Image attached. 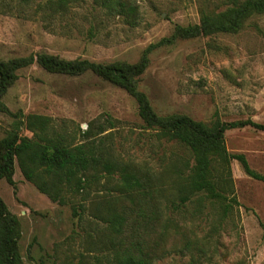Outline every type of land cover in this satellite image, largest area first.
Wrapping results in <instances>:
<instances>
[{"label":"rangeland","instance_id":"obj_1","mask_svg":"<svg viewBox=\"0 0 264 264\" xmlns=\"http://www.w3.org/2000/svg\"><path fill=\"white\" fill-rule=\"evenodd\" d=\"M135 1L139 18L131 25L94 0L54 12L47 0H0V57L49 53L68 60L135 63L149 44L171 35L176 25L199 23L202 12L223 0ZM149 57L139 89L157 113L188 114L204 122L264 123V14L251 16L236 33L181 38ZM18 74L4 96L12 113L48 115L78 139L90 123L103 125L106 145L118 157L156 170L168 163L159 158L171 148L145 127L137 102L125 89L91 71L55 73L36 61ZM15 120L0 111V140ZM20 132L32 135L23 126ZM225 141L230 153L245 154L251 167L264 174V131L249 125L230 128ZM231 166L240 204L221 225L210 206L197 213L194 223L187 214V234L203 245L178 252L168 240L153 264H264V181L247 175L236 159ZM13 178L15 185L0 179V196L20 219L19 247L26 264H97L96 255L109 257L112 233L106 222L88 213L80 222L69 204L52 201L27 180L18 163Z\"/></svg>","mask_w":264,"mask_h":264},{"label":"trees","instance_id":"obj_2","mask_svg":"<svg viewBox=\"0 0 264 264\" xmlns=\"http://www.w3.org/2000/svg\"><path fill=\"white\" fill-rule=\"evenodd\" d=\"M80 1L47 0L46 4L53 12L66 11ZM94 3L131 25L138 22L135 0ZM217 6L202 12L199 23L176 25L171 35L149 44L135 63L68 60L49 53L8 60L0 57V111L16 118L14 128L0 140V179L15 185L13 175L18 163L27 180L52 201L69 204L80 222L86 213L106 222L112 233V251L109 257L96 255L97 264H102L104 257L108 264H153L162 256L168 240L171 250L178 252L202 246L201 240L187 234V214L194 223L197 213L210 206L223 224L240 204L231 166L235 159L247 175L264 181V174L251 167L245 154L230 153L225 141L230 128L249 125L264 131V123L252 119L225 122L220 118L204 122L182 113L161 115L147 93L139 89L141 75L155 49L173 45L181 38L236 33L251 16L264 14V0H223ZM35 61L55 73L80 75L91 71L125 89L137 102L145 127L154 131L157 141L171 148L166 158H159L168 163L156 170L146 163L118 157L106 145L103 125L90 123L80 130L78 139L66 124L59 127L48 115L12 113L4 96L18 79V71ZM22 126L32 135L22 134ZM20 237V219L0 196V264H26Z\"/></svg>","mask_w":264,"mask_h":264}]
</instances>
